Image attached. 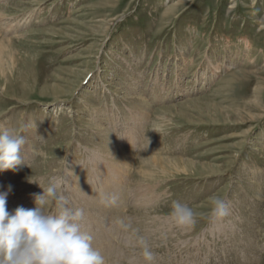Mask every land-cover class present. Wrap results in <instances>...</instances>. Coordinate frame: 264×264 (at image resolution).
Returning a JSON list of instances; mask_svg holds the SVG:
<instances>
[{"label":"rangeland","instance_id":"1","mask_svg":"<svg viewBox=\"0 0 264 264\" xmlns=\"http://www.w3.org/2000/svg\"><path fill=\"white\" fill-rule=\"evenodd\" d=\"M5 127L27 141L7 209L58 179L106 264H145L138 236L154 264H264V0H0Z\"/></svg>","mask_w":264,"mask_h":264},{"label":"clouds","instance_id":"2","mask_svg":"<svg viewBox=\"0 0 264 264\" xmlns=\"http://www.w3.org/2000/svg\"><path fill=\"white\" fill-rule=\"evenodd\" d=\"M23 130L12 127L0 129V173L15 171L23 162L22 149L26 144ZM41 187V186H40ZM42 194H33L34 208L7 209V191H0V264H106L102 252L94 247V237L82 230L85 210L70 207L67 198L58 193L60 181L53 179ZM55 203L58 211H48ZM119 197L114 193H101L100 204L105 208L116 207ZM207 216L220 220L229 215L226 199L209 197ZM188 204L174 201L170 216L180 227H194L200 216ZM117 225L124 231L131 223L118 219ZM135 233V230H133ZM145 264H154L155 253L146 239L137 237Z\"/></svg>","mask_w":264,"mask_h":264},{"label":"bare ground","instance_id":"3","mask_svg":"<svg viewBox=\"0 0 264 264\" xmlns=\"http://www.w3.org/2000/svg\"><path fill=\"white\" fill-rule=\"evenodd\" d=\"M128 157H130V153H129V152H125V153H124V158L127 159Z\"/></svg>","mask_w":264,"mask_h":264}]
</instances>
